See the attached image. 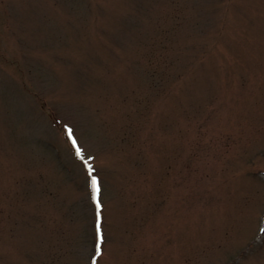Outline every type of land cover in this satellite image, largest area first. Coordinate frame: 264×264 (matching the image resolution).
Returning <instances> with one entry per match:
<instances>
[{
	"label": "rangeland",
	"instance_id": "374dc122",
	"mask_svg": "<svg viewBox=\"0 0 264 264\" xmlns=\"http://www.w3.org/2000/svg\"><path fill=\"white\" fill-rule=\"evenodd\" d=\"M93 260L264 264V0H0V264Z\"/></svg>",
	"mask_w": 264,
	"mask_h": 264
},
{
	"label": "snow or ice",
	"instance_id": "6c2138e0",
	"mask_svg": "<svg viewBox=\"0 0 264 264\" xmlns=\"http://www.w3.org/2000/svg\"><path fill=\"white\" fill-rule=\"evenodd\" d=\"M67 134L69 136L70 139H72V143L73 146L76 147V140L73 139V130L72 129H67ZM76 154L77 156H79L82 160H84L83 154H82V150L79 147H76ZM85 166L88 170L89 173V177H90V181H91V187L93 189L94 192V199L96 200V205H97V212H98V220H97V233H98V240H102L103 237L100 235L101 232V227H100V221H99V209H100V200L98 199V194L100 191V187H99V182L98 179L95 175H93V168L92 165L87 161L84 160ZM100 252V243H97V253L99 254ZM93 264H96V261L93 260Z\"/></svg>",
	"mask_w": 264,
	"mask_h": 264
}]
</instances>
